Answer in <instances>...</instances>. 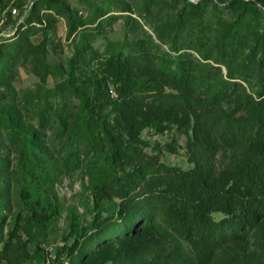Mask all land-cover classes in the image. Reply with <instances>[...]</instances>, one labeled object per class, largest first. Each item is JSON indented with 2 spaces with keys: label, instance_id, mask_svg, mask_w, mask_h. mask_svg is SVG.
<instances>
[{
  "label": "trees",
  "instance_id": "1",
  "mask_svg": "<svg viewBox=\"0 0 264 264\" xmlns=\"http://www.w3.org/2000/svg\"><path fill=\"white\" fill-rule=\"evenodd\" d=\"M97 1H89L94 13L87 19L68 12L69 33L79 30L88 40L114 21L116 15ZM185 1L176 22L154 26L158 42L147 32L133 41L138 56L120 40L111 51L81 44L82 56L77 50L69 58L65 79L68 95L78 99L70 119L47 98L27 108L37 115L39 130L60 133L67 156L88 170L102 162L112 171L128 144L146 143L144 129L163 133L172 126L185 134L192 164L182 168L155 159L142 179L148 156L138 157L134 166L144 188L138 195L105 180L99 196L119 199L115 212L97 218L83 240L74 236L67 261L52 264H264V0H230L225 7L235 11L233 21L227 27L219 21L221 34L205 14L215 0ZM250 26L258 31L254 40L246 32ZM17 43L11 45L18 48ZM181 49H192L199 58ZM2 55L0 76L11 62L9 54ZM245 74H252L251 80ZM0 119L6 138L18 140L12 175L22 178L28 219L41 224L49 218L38 199L39 191L50 187L44 141L2 112ZM220 149L231 150L223 165L217 162ZM4 166L0 160V169ZM4 178L0 172V225L9 204ZM9 237L0 228V264L27 251L23 242L10 250ZM167 237L178 244L170 249ZM181 241L188 251L177 250Z\"/></svg>",
  "mask_w": 264,
  "mask_h": 264
},
{
  "label": "rangeland",
  "instance_id": "2",
  "mask_svg": "<svg viewBox=\"0 0 264 264\" xmlns=\"http://www.w3.org/2000/svg\"><path fill=\"white\" fill-rule=\"evenodd\" d=\"M89 1L0 0V60L5 53L11 58L10 63L6 62V71L0 76V112L15 120L19 126L38 131L39 139L44 141L50 184V187L40 190L38 195L40 206L46 209L49 218L41 224L33 223L28 219L31 213L27 200L20 194L22 178L15 179L16 176L12 175V170L18 167V140L6 138L8 133L0 119V160L5 163L0 172L5 177L3 186L9 191V204L3 213L5 216L0 228L5 238L10 236V250L16 243L22 242L27 250L20 255L11 254V264H52L57 260L66 262V250L74 236L83 240L95 230L97 218L111 215L116 210L119 199H102L99 196L98 190L105 180L110 179L115 188H125L131 195L143 193L144 188L138 183L140 177L134 166L138 157L148 156L142 166V179L149 175L155 159L182 168L192 165L188 160L186 136L175 126L163 133L152 128L144 129L141 138L146 143L128 144L123 149V158L112 171H108L102 162L92 171L77 166L67 156L60 133L53 132V129L39 130L37 127V115L28 112L27 108L41 104L45 98L52 103L53 108H62L59 110L62 117L70 119L71 115H75L78 99L68 95L70 90L65 79L68 60L77 50V56H82L80 48L84 41L92 43L100 51H111L117 46L116 40L124 41L128 50L138 56L133 41L145 37L147 32L158 42L153 32L154 26H170L177 21V13L187 7L185 0H116L118 4L113 0H102V4L109 8L107 14L116 15V18L110 24L104 23L94 30L87 40L79 30L69 33L67 16L70 12L75 18H89L94 13ZM121 2L126 4L125 8L121 7ZM214 2L216 5L209 3L205 8L211 28H219V21L223 20L227 27L232 23L235 13L233 8L225 7L230 0ZM186 25H190L188 19ZM246 32L250 40H254L258 33L252 26ZM15 40L18 48L11 45ZM161 47L167 49L165 43ZM184 50L199 58L192 49L178 52ZM220 66L225 73V66ZM245 75L251 80L252 74ZM73 122L71 120V125ZM169 144L175 149L169 150ZM230 153L229 149H220L218 164L223 165ZM214 216L216 219L221 217L220 214ZM177 244L174 237H167V247L172 249ZM177 247L179 252L188 251L184 241Z\"/></svg>",
  "mask_w": 264,
  "mask_h": 264
},
{
  "label": "built area",
  "instance_id": "3",
  "mask_svg": "<svg viewBox=\"0 0 264 264\" xmlns=\"http://www.w3.org/2000/svg\"><path fill=\"white\" fill-rule=\"evenodd\" d=\"M13 12H15V9H13Z\"/></svg>",
  "mask_w": 264,
  "mask_h": 264
},
{
  "label": "water",
  "instance_id": "4",
  "mask_svg": "<svg viewBox=\"0 0 264 264\" xmlns=\"http://www.w3.org/2000/svg\"><path fill=\"white\" fill-rule=\"evenodd\" d=\"M70 186H67V188H69Z\"/></svg>",
  "mask_w": 264,
  "mask_h": 264
}]
</instances>
